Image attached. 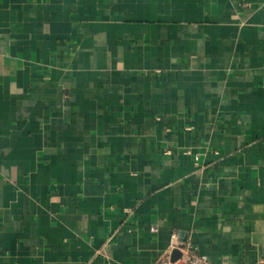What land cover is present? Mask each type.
I'll use <instances>...</instances> for the list:
<instances>
[{
  "label": "crops",
  "instance_id": "0c3cea01",
  "mask_svg": "<svg viewBox=\"0 0 264 264\" xmlns=\"http://www.w3.org/2000/svg\"><path fill=\"white\" fill-rule=\"evenodd\" d=\"M186 242L264 264V0H0V264Z\"/></svg>",
  "mask_w": 264,
  "mask_h": 264
},
{
  "label": "built area",
  "instance_id": "2783aa9c",
  "mask_svg": "<svg viewBox=\"0 0 264 264\" xmlns=\"http://www.w3.org/2000/svg\"><path fill=\"white\" fill-rule=\"evenodd\" d=\"M174 237L176 238L177 234H174ZM176 247L181 252V257L178 260L172 261L168 252L166 254L163 253L159 255L151 264H177L180 261L182 264H216L212 262L206 254L198 252L196 247H194L190 242L183 243L182 245Z\"/></svg>",
  "mask_w": 264,
  "mask_h": 264
},
{
  "label": "water",
  "instance_id": "95a60500",
  "mask_svg": "<svg viewBox=\"0 0 264 264\" xmlns=\"http://www.w3.org/2000/svg\"><path fill=\"white\" fill-rule=\"evenodd\" d=\"M168 255L172 261H175L177 258L181 257V252L178 248H173L169 251ZM177 264H182V262L180 261Z\"/></svg>",
  "mask_w": 264,
  "mask_h": 264
}]
</instances>
